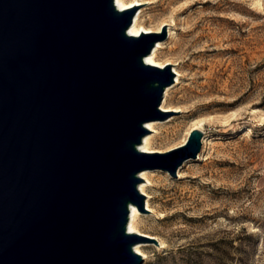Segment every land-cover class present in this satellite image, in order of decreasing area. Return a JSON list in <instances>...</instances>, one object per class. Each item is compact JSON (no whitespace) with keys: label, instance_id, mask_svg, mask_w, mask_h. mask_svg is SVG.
Returning <instances> with one entry per match:
<instances>
[{"label":"water","instance_id":"95a60500","mask_svg":"<svg viewBox=\"0 0 264 264\" xmlns=\"http://www.w3.org/2000/svg\"><path fill=\"white\" fill-rule=\"evenodd\" d=\"M114 0H0V264H143L128 232L139 174L196 160L203 132L139 150L174 83L145 58L161 34L131 36ZM157 245V244H156ZM158 246V245H157Z\"/></svg>","mask_w":264,"mask_h":264},{"label":"rangeland","instance_id":"374dc122","mask_svg":"<svg viewBox=\"0 0 264 264\" xmlns=\"http://www.w3.org/2000/svg\"><path fill=\"white\" fill-rule=\"evenodd\" d=\"M125 1L144 5L146 34L166 27L159 60L175 74L160 110L179 114L145 126L147 154L180 147L203 121L200 158L176 179L138 175L139 235L158 245L140 243L143 264H264V0Z\"/></svg>","mask_w":264,"mask_h":264},{"label":"bare ground","instance_id":"6f19581e","mask_svg":"<svg viewBox=\"0 0 264 264\" xmlns=\"http://www.w3.org/2000/svg\"><path fill=\"white\" fill-rule=\"evenodd\" d=\"M114 2H115L116 7L119 10H121V11L131 9L135 5L134 1H132L130 3H127L125 0H114ZM140 18H141L140 13H136L135 16H134V19H133V23H132V25H131V27L129 28V31H128V33L131 36H140L141 33L142 34H146V33L152 32L151 30H149V29H147V28L142 26ZM157 31L160 32L161 28L159 30H157ZM162 48H163V43L158 42L155 45V47H154L153 51L151 52V54L145 58V62L147 64H149V65L156 66V67H159V68H164L166 65L170 64V62H162V61L159 60V51ZM195 55H196V53H195ZM179 64H181V63H179ZM173 65L175 66V64H173ZM192 65H194V64H192ZM198 67H200V66H198ZM174 72L180 77V75L178 73V69L175 68ZM176 81L178 82V78L176 79ZM169 90H170V88H167L165 90L164 101L161 104V110H164V111L168 110V109H165L166 108L165 105L168 103L167 95H168ZM145 126L146 127H152V122L147 123ZM202 127H203V121H201V120L197 121L194 124L193 129L189 132L188 136H190L191 132L194 131V130H201L202 131ZM188 138L184 141V143L182 145H184L187 142ZM150 144H151V139L149 137H147V136L144 137L143 141H142V144L139 147V150L141 152H145V153L155 151V150H153L150 147ZM145 175H146L145 172H142L140 174L141 177H143ZM140 191L141 192L143 191V187L140 188ZM148 204H147V208L149 207ZM139 222H140L139 221V212H138L137 208L135 207V205H131L130 206L129 223H128V232L141 234V232L139 230ZM134 249H135V252L140 254L144 259L146 258V254H144L145 252L143 253V250H142V244H137Z\"/></svg>","mask_w":264,"mask_h":264}]
</instances>
